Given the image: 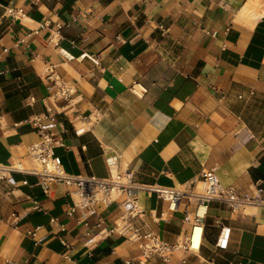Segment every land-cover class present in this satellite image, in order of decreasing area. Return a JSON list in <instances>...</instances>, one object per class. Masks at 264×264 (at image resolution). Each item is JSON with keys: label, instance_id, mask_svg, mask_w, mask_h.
Segmentation results:
<instances>
[{"label": "crops", "instance_id": "obj_1", "mask_svg": "<svg viewBox=\"0 0 264 264\" xmlns=\"http://www.w3.org/2000/svg\"><path fill=\"white\" fill-rule=\"evenodd\" d=\"M57 79L74 91L66 111L50 90ZM46 107L67 175L107 179L112 160L142 186L180 190L214 171L252 194L264 188V0H0V165L34 167L31 121ZM12 176L17 187L0 181V264H139L144 241L119 232L124 196L91 213L64 185ZM136 198L141 214L128 222L141 235L174 244L190 234L193 205L170 212L157 194ZM143 264H264V208L212 203L197 250Z\"/></svg>", "mask_w": 264, "mask_h": 264}, {"label": "built area", "instance_id": "obj_2", "mask_svg": "<svg viewBox=\"0 0 264 264\" xmlns=\"http://www.w3.org/2000/svg\"><path fill=\"white\" fill-rule=\"evenodd\" d=\"M7 13L11 17L17 13L23 16L21 11L8 10ZM47 26V23L42 24L40 30ZM56 27L59 29L58 25ZM47 79L52 80V75L48 76ZM52 82L53 85L50 90L54 91L53 97L65 103L61 110L70 109L72 106L71 97L74 94L72 86L60 79ZM132 92L136 97H140L145 91L138 86H133ZM56 114L52 107H46L43 118L37 117L31 121L39 135V141L28 150V158L34 167L25 169L19 163L0 165V181L6 182L11 187H17L18 184L12 175L13 173H23L35 176L43 183L64 185L71 189L69 194L75 197V206L91 213H95L100 206H110L124 196L125 200L121 204L124 217L119 232L121 235L128 234L131 241H144L140 245L141 261L139 264H143L152 257H158L167 263L171 256L178 252L187 253L197 250L201 245L207 211L212 203H219L232 213L243 212L249 207L264 208V188H257L252 194L238 192L232 187L222 186L216 179L214 171H204L198 182H193L180 190L138 185L133 181L130 172H118L116 170L117 163L112 160H108L110 176L107 179L67 175L62 170L60 160L54 155V149L61 144L54 133ZM93 117L95 119L97 116L94 115ZM44 120L47 121L46 124H42ZM74 121L86 123L92 121V117L91 115H77ZM75 132L80 134L83 130L80 129ZM258 144L262 155H264V135L261 136ZM21 185L26 186L27 183L24 181ZM138 192L157 194L160 199L168 204L170 212H175L183 200L189 205H193V211L185 213L183 217V222L191 227L190 234L182 241L174 244L162 241L152 233L141 235L139 230L132 227L128 222L141 214L140 205L136 198ZM99 224H103L101 219H99ZM228 238L229 231L221 229L216 246L219 249H226ZM91 244H93L92 238L88 239L86 246ZM123 264L132 263L126 261Z\"/></svg>", "mask_w": 264, "mask_h": 264}]
</instances>
